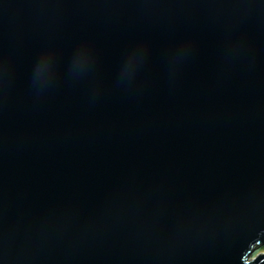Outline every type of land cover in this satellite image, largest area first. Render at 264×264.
I'll return each mask as SVG.
<instances>
[{
	"label": "water",
	"instance_id": "obj_1",
	"mask_svg": "<svg viewBox=\"0 0 264 264\" xmlns=\"http://www.w3.org/2000/svg\"><path fill=\"white\" fill-rule=\"evenodd\" d=\"M264 0H0V264H264Z\"/></svg>",
	"mask_w": 264,
	"mask_h": 264
},
{
	"label": "trees",
	"instance_id": "obj_2",
	"mask_svg": "<svg viewBox=\"0 0 264 264\" xmlns=\"http://www.w3.org/2000/svg\"><path fill=\"white\" fill-rule=\"evenodd\" d=\"M264 252V248H261V250H259L257 253H261Z\"/></svg>",
	"mask_w": 264,
	"mask_h": 264
}]
</instances>
